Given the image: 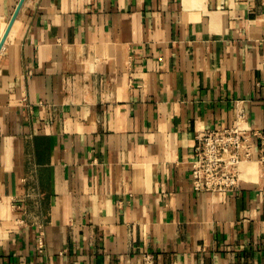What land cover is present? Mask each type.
<instances>
[{"label":"crops","instance_id":"1","mask_svg":"<svg viewBox=\"0 0 264 264\" xmlns=\"http://www.w3.org/2000/svg\"><path fill=\"white\" fill-rule=\"evenodd\" d=\"M240 113L263 146L239 188L194 190L196 130ZM0 264H264V0H24L0 49Z\"/></svg>","mask_w":264,"mask_h":264},{"label":"built area","instance_id":"2","mask_svg":"<svg viewBox=\"0 0 264 264\" xmlns=\"http://www.w3.org/2000/svg\"><path fill=\"white\" fill-rule=\"evenodd\" d=\"M255 138H260L263 146L260 131L250 126L243 113L236 115L232 125L198 128L190 168L193 189L219 194L236 191L240 185V165L252 159ZM21 221L16 218V222Z\"/></svg>","mask_w":264,"mask_h":264},{"label":"water","instance_id":"3","mask_svg":"<svg viewBox=\"0 0 264 264\" xmlns=\"http://www.w3.org/2000/svg\"><path fill=\"white\" fill-rule=\"evenodd\" d=\"M23 1L24 0H19L17 6L15 8V11L13 12V14H12V16L10 18V21H9V23H8V25H7V27H6L5 31H4L1 39H0V49H1L2 45H3V43H4V40H5V38H6L7 34H8V31L10 30V28H11V26H12V24H13L16 16H17V13H18Z\"/></svg>","mask_w":264,"mask_h":264}]
</instances>
